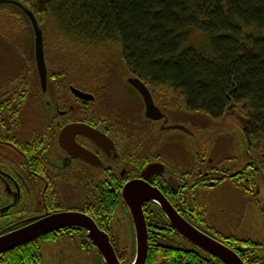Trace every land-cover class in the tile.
<instances>
[{
	"label": "flooded vegetation",
	"instance_id": "flooded-vegetation-1",
	"mask_svg": "<svg viewBox=\"0 0 264 264\" xmlns=\"http://www.w3.org/2000/svg\"><path fill=\"white\" fill-rule=\"evenodd\" d=\"M26 45L0 41V239L64 214L88 225L58 228L2 252L0 264H106L89 228L107 237L119 264H132L136 231L122 194L134 182L158 191L183 221L243 264H264V153L247 143L241 155L216 152L219 138L202 133L207 123L189 126L191 112L161 103L149 89L163 117L148 119L129 84L138 77L129 72L101 79L53 72L44 47L42 80L33 45ZM8 57L15 64L7 70ZM142 214L144 264L149 250L161 248L170 264H223L173 229L158 205L145 203ZM115 236H130L129 246Z\"/></svg>",
	"mask_w": 264,
	"mask_h": 264
},
{
	"label": "trees",
	"instance_id": "trees-1",
	"mask_svg": "<svg viewBox=\"0 0 264 264\" xmlns=\"http://www.w3.org/2000/svg\"><path fill=\"white\" fill-rule=\"evenodd\" d=\"M12 1L34 14L50 46L98 57L116 47L124 70L161 103L176 96L189 113L212 120L227 113L249 148L264 153V40L245 32L264 28V0ZM0 11L9 17L0 23V41H29L25 16L10 5ZM191 29L210 37L209 57L186 45ZM164 254L149 250L147 264H170L173 257Z\"/></svg>",
	"mask_w": 264,
	"mask_h": 264
},
{
	"label": "water",
	"instance_id": "water-1",
	"mask_svg": "<svg viewBox=\"0 0 264 264\" xmlns=\"http://www.w3.org/2000/svg\"><path fill=\"white\" fill-rule=\"evenodd\" d=\"M1 5H10L16 7L29 21L32 33V42L34 48V57L37 66V71L41 75L42 80L46 77V67L44 62V38L43 32L38 24L34 14L22 6L20 3L12 0H0ZM129 84L140 94L143 99L146 117L150 120H159L163 117L157 107H155L148 88L138 78H131ZM76 95L83 100L91 101L92 98L80 92ZM227 113L221 118L220 123L227 122ZM231 124V123H230ZM234 128L235 126L232 125ZM178 126H174V128ZM235 130L239 133V137L243 142L244 150H246V141L240 128ZM141 186V187H140ZM125 203L130 207L131 215L135 225L136 231V254L132 264H144L147 250H148V236L144 217L142 214V205L153 202L158 205L163 211L170 226L175 229L183 238L198 247L202 251L211 254L223 264H243V262L229 249L220 243L204 236L195 228L183 221L172 209L170 204L161 196L155 189L141 183L129 184L122 194ZM88 221L79 215L64 214L52 217L34 226L28 227L18 231L8 237L0 239V253L14 249L21 245L27 244L32 240L42 237V235L49 233L58 228L66 226H87ZM89 239L96 245L101 258L106 264H119L116 256L108 243L106 236L101 235L95 229H88Z\"/></svg>",
	"mask_w": 264,
	"mask_h": 264
},
{
	"label": "rangeland",
	"instance_id": "rangeland-1",
	"mask_svg": "<svg viewBox=\"0 0 264 264\" xmlns=\"http://www.w3.org/2000/svg\"><path fill=\"white\" fill-rule=\"evenodd\" d=\"M7 12L0 11V23L2 21H7L9 17L6 14ZM246 33H250L256 38H260L264 40V28L263 29H253V28H245ZM50 42V41H49ZM28 48L33 45L32 37L30 36L29 41H26ZM209 43L210 37L207 33L202 32L198 29H191L189 32V39L186 45L188 47L193 48L198 53L203 54L209 57L210 50H209ZM44 47L47 51V56H50L49 62L50 67H52V71L56 72H64L66 74L76 75V74H91L97 76L96 78L101 79L104 75L107 74H115L117 77L123 76L126 71L122 67L120 60L117 58V48L116 47H106L103 49L104 56L98 57L97 55L94 56L96 51L93 50H86L83 52L82 50L74 51L70 49L67 51L64 50L62 47H52L48 42L44 40ZM1 58V55H0ZM9 58V57H8ZM7 58V59H8ZM1 61V60H0ZM15 64L12 58L6 60L5 69ZM8 67V68H7ZM4 69V70H5ZM70 69V70H69ZM3 70V71H4ZM114 77V76H113ZM87 78H94L91 76H87ZM118 80V79H117ZM121 87V86H118ZM125 89L129 88L125 86ZM157 95V94H155ZM162 94H158L157 96H161ZM164 100V99H163ZM166 102L169 106L175 107L178 111L182 110L180 106V99L176 96L167 97ZM137 104L134 103L133 108H137ZM193 118L186 123L190 125V123H194L196 125L203 126L207 123V126L203 127L202 133L204 136H208L211 140L213 138H219L217 147L215 146V151H220V153L224 152V156H234V155H241L243 154L244 146L243 142L239 137V133L235 130L232 126L234 124H230L228 121L232 122L230 119H227V122L220 123V120H214L207 118L202 113H191ZM182 118V116H179ZM185 120V119H184ZM193 120V121H191ZM197 133V131L195 132ZM184 146V145H183ZM202 146V145H201ZM116 241L120 245V247L126 248L129 246L131 241L130 236H115ZM84 259V258H83ZM84 261V260H83Z\"/></svg>",
	"mask_w": 264,
	"mask_h": 264
}]
</instances>
